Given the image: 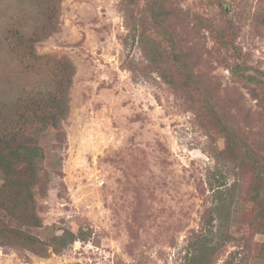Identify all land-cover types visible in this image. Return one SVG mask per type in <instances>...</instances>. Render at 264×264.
I'll list each match as a JSON object with an SVG mask.
<instances>
[{
	"label": "rangeland",
	"instance_id": "1",
	"mask_svg": "<svg viewBox=\"0 0 264 264\" xmlns=\"http://www.w3.org/2000/svg\"><path fill=\"white\" fill-rule=\"evenodd\" d=\"M41 3L0 0V101L47 83L6 44L40 20ZM152 8V0H59L58 29L35 48L68 58L74 74L62 173L36 202L43 225L89 236L46 256L0 246V264H185L217 205L225 221L214 263L239 252L244 264H264L254 170L221 156L229 128L238 150L264 162V102L214 53L222 30L264 81V0H166L160 28ZM151 41L175 85L144 56Z\"/></svg>",
	"mask_w": 264,
	"mask_h": 264
},
{
	"label": "trees",
	"instance_id": "2",
	"mask_svg": "<svg viewBox=\"0 0 264 264\" xmlns=\"http://www.w3.org/2000/svg\"><path fill=\"white\" fill-rule=\"evenodd\" d=\"M59 0H43L40 4V20L28 32L15 29L6 39V44L27 71H45L47 83L37 90H20L16 97L0 101V246L28 250L39 256L49 252L60 253L75 240H84L89 233L84 229L73 232L68 228L43 225L38 214L36 199L46 195L53 178L61 175V150L65 134L62 121L69 112V88L74 74L71 61L55 54H40L35 44L57 31ZM166 0H152L154 27L160 28L162 18L169 15ZM218 61L236 79L248 82L250 93L263 99L264 81L249 72L241 60V52L224 31L215 34ZM144 56L151 63L164 65L160 75L170 85L175 80L168 68L159 45L151 41L142 46ZM176 57L170 59L175 65ZM188 88V86H187ZM226 130V142L222 157L241 165H250L254 170L251 188L252 201L256 204L257 232L264 237V162L254 157L252 151L238 150L237 142ZM216 196L224 202L223 194ZM224 192V191H223ZM221 208L215 206L206 222L202 238L192 245L185 264H215V255L220 244L225 221ZM214 212L218 223L213 227ZM44 232H48L45 234ZM223 240H225L223 238ZM264 250V238L261 243ZM239 255V256H238ZM222 264H244L239 252H235Z\"/></svg>",
	"mask_w": 264,
	"mask_h": 264
}]
</instances>
